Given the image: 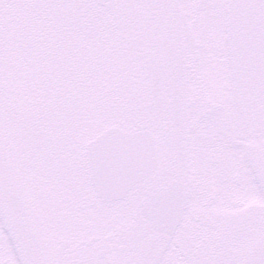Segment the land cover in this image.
Returning <instances> with one entry per match:
<instances>
[{"label":"snow or ice","instance_id":"obj_1","mask_svg":"<svg viewBox=\"0 0 264 264\" xmlns=\"http://www.w3.org/2000/svg\"><path fill=\"white\" fill-rule=\"evenodd\" d=\"M0 264H264V0H0Z\"/></svg>","mask_w":264,"mask_h":264}]
</instances>
